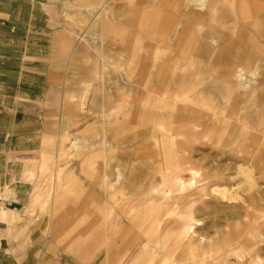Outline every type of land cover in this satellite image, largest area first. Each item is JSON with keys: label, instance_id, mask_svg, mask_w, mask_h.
Segmentation results:
<instances>
[{"label": "rangeland", "instance_id": "rangeland-1", "mask_svg": "<svg viewBox=\"0 0 264 264\" xmlns=\"http://www.w3.org/2000/svg\"><path fill=\"white\" fill-rule=\"evenodd\" d=\"M115 1L117 7H123L125 4L121 0ZM143 1H138L139 9L145 4H154L152 1L140 4ZM110 2L111 0H8L10 20L18 25L19 33L13 42L8 38V44L4 45L3 50L9 48L17 52L16 54L25 49L33 50L35 40L47 35L48 54L45 62H40L37 57H33L32 61L27 57H15L16 54L11 53L0 58V70H3L5 76L9 72L11 76L16 73L19 78L20 73L24 74L27 68L39 72L26 73L28 84H0V127H3V130H11V135L16 139L9 148L12 153L11 163L23 166L35 176L34 179H24V182L31 184V190L25 184L21 188L25 198L28 191H31L29 201L25 202L26 211L34 222L42 225L45 239L47 235L52 245L60 248L67 263L73 260L75 264H134L135 256L145 249L152 255L151 264H177V260L181 263L184 260L183 253L180 250H177L176 254L172 253V241L168 242L167 249L159 247L158 250L156 247L162 244L165 233L160 227L152 232L153 237L146 239L147 225L141 227L127 216H122L121 219L122 214L119 211L115 218L108 216L105 226V211L109 213V208L106 207L108 197L96 180L93 163L97 161L101 164V156L104 155L106 160L111 154L107 149V153L99 154L96 150L85 148L86 142L92 143V137L99 133L102 116H107L112 108L110 105L101 108L102 105L111 102V105L120 106L124 111L125 121L130 122L128 126L118 127L109 134L114 137V142L125 141L135 134L138 138L137 147H123L125 154H135L139 146L145 148L149 144L143 135L147 127L146 122L141 124L136 115L138 112H130L133 106L137 107L146 93L144 87L147 84L142 78L148 76H142L139 55L132 56V51L129 50L119 53L111 52L108 47L105 49L101 36L106 32L100 31V24L97 28L93 27L96 19L93 16L98 15L94 14L95 10H106ZM160 2L164 4L163 0ZM211 3L214 4L213 9L217 6L221 8L220 12H206L210 15L207 20L217 17V24H210L208 29L216 28L215 32L225 37H230L234 27L240 28V23L233 24L234 19L229 14L227 5H245L246 9L254 10L257 9L256 6L264 8V0H211ZM92 9L94 15L90 16ZM243 16L244 11L239 10L236 19L241 21ZM170 20L174 22L175 17L171 15ZM251 23L256 28L254 19ZM240 39L243 40V37ZM228 41L229 44L233 42L230 39ZM247 41L248 39L244 43ZM187 43L188 39L183 40L175 53L177 57L186 52L188 56L198 54L195 48L200 42L196 41L197 45L193 44L190 48V43ZM223 44L224 41H221L217 46L219 53ZM259 47L264 48L263 44ZM252 49L255 50L254 47ZM99 50L102 51L104 59L101 58ZM203 54H198V57L202 55L201 58L206 63V55ZM220 69L225 70L227 67L221 64ZM254 72L253 70L252 74L240 73L231 84L223 85L210 81L202 85L207 93L205 95H208L209 91L215 97L227 92L231 96L234 94V100L231 102L236 110L243 111L235 122L226 117L232 126H218L220 131L216 136H225L233 130L241 131L242 122L247 124L246 129H255V110L262 105L264 99V69ZM5 80L8 81L1 75L0 81ZM152 85L156 87L157 84ZM85 90L87 94L84 98ZM246 115L251 117L247 119ZM262 124L263 126L258 128L260 133L264 131V123ZM142 125H145L144 129ZM211 128L212 124L204 129L207 131ZM259 131L251 130L250 133L258 134ZM130 138L127 139V144H130ZM79 141H83L84 145H78L79 151L76 152L73 143L77 144ZM196 145L193 160L202 159L204 162L199 163L201 167L194 162L195 170L200 173H212L219 169L220 176L215 183L209 185H216L214 189L219 187V190L228 191L225 197H215L210 195L209 186L204 192L201 191L203 183L189 191L192 198L188 201L192 202L195 219L203 223L196 230L207 233L209 238H214L216 234L232 235L233 232H238L242 242H249V250L257 249L259 245L264 248V160L260 165L250 167L246 161L235 163L222 156L223 146L218 150L219 148L208 144ZM82 146L86 150H82ZM152 151H155V148ZM119 154L120 150L115 149L114 160ZM130 165L135 168L131 170L129 166L125 177L131 181H139L143 168L137 163ZM55 166L56 172L59 173L57 172L54 181H58L59 176L62 185L54 195V205L51 207L48 202L43 209L40 208V203L31 207L33 193L39 189L40 194L45 192L41 186H48L46 183L49 173ZM237 166H242V169L248 171L251 179L245 178L246 173L239 174ZM224 167L227 170L223 173ZM156 181L161 179L158 177ZM65 183L66 187L63 186ZM156 204L158 205V202ZM108 205L112 206L111 203ZM137 207L134 216L141 220L143 209ZM115 219L119 222L118 226H115ZM254 220H257L256 224L261 225L259 230H255ZM169 230L170 227L166 232ZM103 237L107 238L114 254L107 262L106 249H98L99 240ZM232 258L230 263H235L236 259ZM188 264L216 262L193 259Z\"/></svg>", "mask_w": 264, "mask_h": 264}, {"label": "bare ground", "instance_id": "bare-ground-1", "mask_svg": "<svg viewBox=\"0 0 264 264\" xmlns=\"http://www.w3.org/2000/svg\"><path fill=\"white\" fill-rule=\"evenodd\" d=\"M121 1L125 3L123 7H117L116 1L111 0L106 10L100 12L95 10L94 14L98 15L93 16L92 9L89 15L96 17L93 27L97 28L100 24V31L106 32L101 36L105 49L108 47L111 52L119 53L129 50L132 51V56L139 55L142 76L145 74L148 76L142 78L147 84L144 87L146 93L137 107L133 106L130 112L135 110L138 112L136 115L140 123L146 122L147 127L142 125V128L145 127L143 135L149 144L145 148L139 146L135 154H125L123 147L128 145L137 147L138 138L136 134L128 137L130 144H127L128 138L125 141L114 142L112 140L114 137L109 134L118 127L128 126L130 122L125 121L124 111L120 106L111 105V102L102 105L101 108L109 105L112 108L107 116H102L98 127L99 133L92 137V143L86 142L85 148L96 150L99 154L107 153L105 152L107 149L111 154L106 160L102 155L101 164L97 161L93 163L96 180L107 195L108 202L112 204L111 207L108 202L106 205L109 213L105 211V226L108 216L114 217L119 211L122 214L121 219L122 216H127L141 227L147 225L146 239L153 237L152 232L160 227L165 233L162 244L156 247L158 250L159 247L167 249L168 242L172 241V253L176 254L177 250H180L184 257L181 263L177 260V264H188L193 259L201 262L212 261L216 264H264L262 245L249 250L251 247L249 242H242L238 232H233L232 235L216 234L214 238H209L207 233L197 231L196 228L203 223L195 219L192 202L188 201L192 198L189 191L194 190L200 183H203L201 191L204 192L209 186L210 195L215 197H225L224 195L228 193L219 190V187L214 189L216 185H209L215 183L220 176L219 169L212 173L209 171L200 173L199 170H195L194 162L200 167L204 162L202 159L193 160L196 144H208L219 148L218 150L223 146L222 156L235 163L246 161L250 167L260 165L264 160V131L260 133L258 130L264 123V99L262 105L256 107V113L254 112L257 119L255 129H246L247 124L242 122L241 131L233 130L225 136H216L220 131L218 126L219 128L223 124L225 128L232 126L226 117L235 122L243 111L236 110L234 103L231 102L234 100V94L231 96L227 92L215 97L210 91L205 95L207 93L202 88L203 84L210 81L223 85L231 84L240 73L252 74L253 70L256 72L264 69V48L259 47L261 44L264 46L263 6H256L257 9L254 10L246 9L245 5H227L228 12L234 19L233 24L240 23V28L234 27L230 37H225L216 33V28L208 29L210 24H217V17L209 19L210 15L206 12L219 11L221 8L217 6L213 9L214 4L211 0H163V5L160 0H144L140 4L147 1L154 4L147 6L145 4L140 9L137 7L140 0ZM239 10L245 14L241 21L236 19ZM171 15L175 17L174 22L170 20ZM252 19L256 28L251 23ZM186 39L190 43L189 48L196 44V41L200 42L196 44L195 51L206 55V63L203 62L205 60L201 58L202 55L188 56L187 52L181 53L179 57L175 55ZM228 39L233 42L229 44ZM247 39V43H244ZM221 41H224V44L219 53L217 46ZM99 54L104 59L102 51L99 50ZM221 64L227 69H220ZM152 84L157 85L154 87ZM86 94L87 91L83 94L84 98ZM250 117L246 115L247 119ZM210 124L213 128L206 131L204 128ZM249 130L259 132L253 134ZM203 142L205 143L202 144ZM78 145H84V142L73 143L76 152L79 151ZM85 148L81 147L82 150H86ZM154 148L155 151H152ZM115 149L120 150L116 160ZM134 163L143 168L139 181L137 179L131 181L125 177V171L129 166L131 170L135 168L134 165H130ZM52 168L46 183L48 186H41L45 192L40 194L39 189L33 193L31 207L40 203V208L43 209L48 202L51 207L54 205V195L60 190L62 180L58 176V181H54L58 171L56 172V166ZM236 169L239 174L246 173V179H251L250 173L242 169V166H237ZM225 170L226 167L222 172ZM138 171L140 173V170ZM158 177L161 179L159 182L156 181ZM23 178L30 180L35 176L30 170L24 169ZM66 185L65 183L63 186ZM137 206L143 209L141 220L134 216ZM256 222L257 220L253 221L255 230H259L261 225ZM118 225L119 222L116 220L115 226ZM169 227L171 230L166 232ZM106 239L103 237L98 243V249H106L105 262L114 256L113 248ZM149 253L147 249L139 251L134 258V264H151L152 255ZM152 253L155 254L153 250ZM232 257L236 259L235 263H230Z\"/></svg>", "mask_w": 264, "mask_h": 264}, {"label": "crops", "instance_id": "crops-1", "mask_svg": "<svg viewBox=\"0 0 264 264\" xmlns=\"http://www.w3.org/2000/svg\"><path fill=\"white\" fill-rule=\"evenodd\" d=\"M18 33V25L10 20L8 0H0V58L7 53H17L9 48L3 50V47L8 44V38L10 42L15 41ZM34 44L33 50L25 49L15 57H27L31 61L37 57L40 62H45L48 54L47 35L35 40ZM26 73L39 72L27 68L18 78L16 73L11 76L7 72L5 76L1 69L0 76L3 75L8 81H0V84H28ZM11 133V130L0 127V264H75L73 260L66 262L60 248L54 247L47 235L45 239L42 225L34 222L26 211L25 202L29 201L31 191L25 198L21 188L23 184L30 188L31 184L22 178L23 166L11 163L9 148L16 141Z\"/></svg>", "mask_w": 264, "mask_h": 264}]
</instances>
